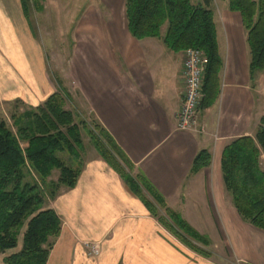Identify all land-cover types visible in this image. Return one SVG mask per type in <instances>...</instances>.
Masks as SVG:
<instances>
[{
  "label": "crops",
  "instance_id": "obj_1",
  "mask_svg": "<svg viewBox=\"0 0 264 264\" xmlns=\"http://www.w3.org/2000/svg\"><path fill=\"white\" fill-rule=\"evenodd\" d=\"M103 4L96 7L91 0L82 15H69L73 41L70 55L61 54L69 72H58L69 90L68 109L100 122L133 163L134 174L144 176L168 207L211 243L224 240L239 262L264 264V231L241 219L222 173L224 150L239 138L255 137L264 117V74L251 76L241 14L230 9L229 0H214L222 66L207 98L204 93L197 131L180 132L184 52L170 51L159 38L135 39L126 0ZM42 48L23 0H0L1 106L19 100L32 109L57 91ZM202 151L210 155V165L193 172ZM49 208L62 230L47 264H222L173 237L92 146H85L76 187L50 201ZM22 239L17 249L0 254V264L21 249ZM86 241L101 243L99 257L87 255Z\"/></svg>",
  "mask_w": 264,
  "mask_h": 264
},
{
  "label": "trees",
  "instance_id": "obj_2",
  "mask_svg": "<svg viewBox=\"0 0 264 264\" xmlns=\"http://www.w3.org/2000/svg\"><path fill=\"white\" fill-rule=\"evenodd\" d=\"M213 2L126 0L125 5L127 26L135 39L159 38L172 52L199 49L206 54V98L222 66ZM229 4L241 14L247 31L251 76L264 74V0H229ZM23 5L28 13L26 0ZM54 82L57 91L44 104L14 116L16 133L0 122V254L17 249L23 235L21 249L6 256L4 263H48L62 230V221L49 203L76 187L85 161V136L162 227L188 249L210 259L212 253L206 250L212 244L210 239L169 208L144 176L134 174L133 163L100 122L68 109L69 96L61 80ZM263 157L264 117L255 137L239 138L224 150L222 173L241 219L264 231ZM210 160L206 151L200 152L193 172L210 165ZM56 172L58 178L54 179Z\"/></svg>",
  "mask_w": 264,
  "mask_h": 264
},
{
  "label": "rangeland",
  "instance_id": "obj_3",
  "mask_svg": "<svg viewBox=\"0 0 264 264\" xmlns=\"http://www.w3.org/2000/svg\"><path fill=\"white\" fill-rule=\"evenodd\" d=\"M28 6V17L32 28L35 33L40 38L43 48L42 51L44 56L48 58L49 65L47 62L46 68H48L51 79L55 81L56 78L62 79L58 72H69V67H64V56L68 57L69 45L73 41L71 36V31L74 27L71 25V20L69 15L71 13H76L82 15L84 11L87 10L90 5L91 0H26ZM96 7L103 6V0H93ZM66 14H68L66 16ZM64 33L65 31H67ZM64 33V34H63ZM9 37L11 33H9ZM62 50H64L62 52ZM3 64V63H2ZM55 83V82H54ZM68 96L69 90L66 89ZM70 101V98H69ZM70 105V102L69 104ZM0 122L4 121L7 123L10 129L14 133L17 132L14 116H20L26 110H30L27 105L22 101H16L13 103H4L2 106L0 104ZM36 108V107H35ZM33 109V108H32ZM85 146L91 147L89 138L85 136ZM24 147L26 145H23ZM262 167L264 169V158H262ZM54 179L58 178V173L54 174ZM23 239L21 240V244ZM222 243V244H221ZM219 242L218 244L212 243L211 246L206 250L212 253L214 261L221 262L222 264H245L244 262H239L240 259L237 258L236 254L229 247L230 244L224 242Z\"/></svg>",
  "mask_w": 264,
  "mask_h": 264
},
{
  "label": "built area",
  "instance_id": "obj_4",
  "mask_svg": "<svg viewBox=\"0 0 264 264\" xmlns=\"http://www.w3.org/2000/svg\"><path fill=\"white\" fill-rule=\"evenodd\" d=\"M208 57L199 49L184 52L182 79L184 94L181 109L177 115V130L180 132L197 131L198 115L204 101V79L208 68ZM86 253L91 258L101 255V243L86 241L83 243Z\"/></svg>",
  "mask_w": 264,
  "mask_h": 264
}]
</instances>
